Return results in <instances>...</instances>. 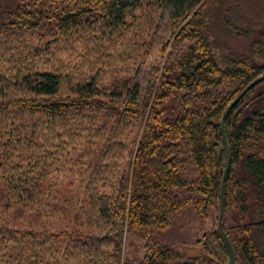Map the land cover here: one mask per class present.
I'll list each match as a JSON object with an SVG mask.
<instances>
[{"label":"trees","instance_id":"trees-1","mask_svg":"<svg viewBox=\"0 0 264 264\" xmlns=\"http://www.w3.org/2000/svg\"><path fill=\"white\" fill-rule=\"evenodd\" d=\"M154 1L160 6L159 20L163 21V29L175 34L173 43L190 44L185 57L165 72L161 81L189 95L215 88L222 81H215L218 77L230 80L233 89L221 100L203 108L187 104L178 117L163 120L150 112L132 170L121 179L119 191H116L118 197L108 200L93 194L91 203L96 216L105 221V225H120V229L127 222L129 229L135 230L167 228L189 205L203 214L215 209L218 212L216 231L204 242L209 253L191 258L189 264H229V254L218 228L222 180L228 161L221 122L230 104L251 83L264 76V18L257 22L242 20L234 13L230 15L231 9L221 8L222 2L218 4V0H27L25 7L22 6L21 17H14L11 25L20 24L22 29L29 30L53 23L61 36L82 28L85 22L117 30L123 27L129 13ZM227 1L233 0L223 3ZM4 34L13 36L7 28L0 27V36ZM229 34L251 38L246 52L234 56L222 54L224 36ZM156 78L152 72L147 84L155 85ZM142 83L145 82L140 77L126 91L116 88L110 91V100L103 102L95 80L73 84L66 91L67 86L59 74L38 71L16 80L13 87L22 94L9 105L64 118L72 111L89 108L120 111L124 103L125 117L136 120L144 118L148 111ZM261 84L246 94L230 111L226 121L232 165L225 187L224 228L234 249L236 264H264V207L258 195L264 194V91L256 95ZM190 174H195V178L189 179ZM8 185L23 201L33 198L29 193L23 195L26 191L23 186L8 182L0 185V195L8 194ZM21 206L20 203L1 202L0 214L1 210L9 212ZM111 220L116 223H109ZM21 229H13L0 221V241L13 234L33 240L32 244H17L26 264H91L87 254L80 260L81 252L75 250L79 242L73 239H85L81 244L85 249L91 246L89 243L105 246L103 242L108 240L107 235L85 236L75 231L67 232L68 229L48 232L40 227L32 235ZM109 242L116 246V240ZM181 262V256L172 246L156 241L147 246L146 255L139 264Z\"/></svg>","mask_w":264,"mask_h":264},{"label":"rangeland","instance_id":"rangeland-1","mask_svg":"<svg viewBox=\"0 0 264 264\" xmlns=\"http://www.w3.org/2000/svg\"><path fill=\"white\" fill-rule=\"evenodd\" d=\"M223 1L218 0V4L222 2L221 8L231 9L230 15L234 13L242 20L257 22L264 18V0ZM26 3L27 0H0V27L13 35L0 36V185L8 182L23 186L26 190L23 195L29 193L33 198L23 201L8 185L10 191L0 195V204L12 202L22 206L9 212L1 210L2 224L22 228L27 234L45 227L48 232L68 229L67 232L85 236L107 235L105 246L89 243L87 249L81 245L85 239H73L79 242L74 246L81 252L80 260L87 254L91 264H139L147 246L156 241L172 246L181 256V264L206 256L209 252L204 242L212 238L217 227L215 209L203 214L189 205L167 228L135 230L129 229L127 222L120 229V225H105L96 216L91 202L93 194L100 199L115 200L121 179L132 170L150 112L163 120L178 117L187 104L203 108L221 100L233 89V83L218 77L215 81L222 83L215 88L189 95L161 81L165 72L185 57L190 44L173 43L175 34L163 29L156 1L144 3L129 13L120 29L107 30L101 24L85 22L82 28L66 36L59 35L53 23L29 30L22 29L20 24L12 26L11 21L21 17ZM251 41L225 35L222 54L234 56L246 52ZM38 71L59 74L66 91L73 84L95 80L103 102L110 100V91L116 88L126 91L143 77L147 114L128 120L124 103L120 111L89 108L72 111L64 118L10 106L11 100L22 94L13 87L16 80ZM152 72L157 76L155 85L147 84ZM263 91L264 83L256 95ZM188 178L194 179L195 174ZM258 195L264 207V194ZM109 240H116V246ZM26 242L34 243L28 237L17 238L14 234L2 239L0 264H26L23 251L17 246Z\"/></svg>","mask_w":264,"mask_h":264},{"label":"water","instance_id":"water-1","mask_svg":"<svg viewBox=\"0 0 264 264\" xmlns=\"http://www.w3.org/2000/svg\"><path fill=\"white\" fill-rule=\"evenodd\" d=\"M264 82V76L260 77L259 79L255 80L253 83H251L228 107L226 110L222 122H221V130L224 137V142L227 148V154H228V161L226 164V169L224 171L223 180H222V187H221V207H220V216H219V224L218 228L220 231L221 239L228 251L230 262L229 264H236V256L234 249L232 247V244L228 238L227 233L225 232V187H226V181L229 175V172L231 170V157L229 153V147H228V140H227V134H226V121L228 118V115L230 111H232L239 102L248 94L252 89H254L257 85Z\"/></svg>","mask_w":264,"mask_h":264}]
</instances>
